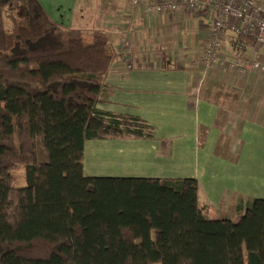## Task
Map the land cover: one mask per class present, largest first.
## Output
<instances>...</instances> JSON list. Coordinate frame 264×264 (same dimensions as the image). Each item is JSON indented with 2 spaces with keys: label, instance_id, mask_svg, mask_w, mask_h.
Wrapping results in <instances>:
<instances>
[{
  "label": "trees",
  "instance_id": "obj_1",
  "mask_svg": "<svg viewBox=\"0 0 264 264\" xmlns=\"http://www.w3.org/2000/svg\"><path fill=\"white\" fill-rule=\"evenodd\" d=\"M117 58L106 30L0 0V264H264V197L211 218L196 178L85 173L88 140L155 137L98 108Z\"/></svg>",
  "mask_w": 264,
  "mask_h": 264
},
{
  "label": "crops",
  "instance_id": "obj_2",
  "mask_svg": "<svg viewBox=\"0 0 264 264\" xmlns=\"http://www.w3.org/2000/svg\"><path fill=\"white\" fill-rule=\"evenodd\" d=\"M40 1L64 27L90 23L109 33L118 58L98 108L155 128L153 139L88 140L86 174L106 159L130 164L128 177L196 178L211 218L232 217L264 196V74L227 65L235 54L231 32L221 59H204L211 8L154 13L146 0ZM120 44L131 48L132 68L123 66Z\"/></svg>",
  "mask_w": 264,
  "mask_h": 264
},
{
  "label": "built area",
  "instance_id": "obj_3",
  "mask_svg": "<svg viewBox=\"0 0 264 264\" xmlns=\"http://www.w3.org/2000/svg\"><path fill=\"white\" fill-rule=\"evenodd\" d=\"M141 0H135L138 4ZM200 5L211 8L215 17L209 25L210 40L204 59L209 62L219 61L220 50L229 33L235 40V54L231 65L243 73L254 72L264 74V0H146L147 12L177 10L181 7L196 9ZM247 40H252L249 47ZM121 62L124 67L132 68L134 57L131 48L120 44L118 46Z\"/></svg>",
  "mask_w": 264,
  "mask_h": 264
},
{
  "label": "rangeland",
  "instance_id": "obj_4",
  "mask_svg": "<svg viewBox=\"0 0 264 264\" xmlns=\"http://www.w3.org/2000/svg\"><path fill=\"white\" fill-rule=\"evenodd\" d=\"M77 27L83 31L85 42H87V43L91 42L93 31L95 29H97V27L91 26L90 23H80L77 25ZM89 145L90 144L88 143V151H90V148H91ZM130 168H132V166H130V164H128V165L113 164V163H109L105 159L104 161H101L100 163L95 164L94 167L90 168L88 171L92 174L94 173V176H128ZM15 177H16L15 184L17 186L25 185L24 168L23 167H21L20 169H17L15 171ZM244 212H245V210H240V211L234 212L232 214L233 219L238 220V217H240ZM232 217H230V218H232ZM221 218H225V215L221 216Z\"/></svg>",
  "mask_w": 264,
  "mask_h": 264
}]
</instances>
